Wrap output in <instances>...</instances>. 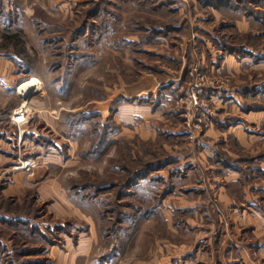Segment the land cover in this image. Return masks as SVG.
<instances>
[{
	"label": "rangeland",
	"instance_id": "obj_1",
	"mask_svg": "<svg viewBox=\"0 0 264 264\" xmlns=\"http://www.w3.org/2000/svg\"><path fill=\"white\" fill-rule=\"evenodd\" d=\"M205 1L0 0V60L20 72L0 95L3 126L20 131L0 169V213L28 216L54 242L0 226L11 248L0 264H48L52 247L77 243L93 264H264V95L244 92L264 83V60L216 46L264 55V35ZM32 79L27 97L14 91ZM22 103L19 129L8 116ZM103 127L112 136L93 149ZM169 156L178 162L160 176L173 192L151 195L157 212L124 219L136 201L122 191L128 179Z\"/></svg>",
	"mask_w": 264,
	"mask_h": 264
},
{
	"label": "trees",
	"instance_id": "obj_2",
	"mask_svg": "<svg viewBox=\"0 0 264 264\" xmlns=\"http://www.w3.org/2000/svg\"><path fill=\"white\" fill-rule=\"evenodd\" d=\"M204 4L210 7H214L221 14V16L223 15L231 16V18L234 19L233 21L241 20L242 18H244L248 21V23L252 26L253 29L254 26H258L259 33L249 34V37L259 39L262 35H264V31H262V28H264L263 27L264 0H206ZM235 26H236L235 23L228 22L221 27L228 29H235ZM168 29H173V28L172 27L167 28L166 30ZM83 32L84 31H82L81 34ZM216 46L218 48H221L225 53L236 55L239 58L251 57L256 62L264 60V55L255 54L254 52L245 48V46H241V45L234 46L226 43L225 44L219 43V45ZM244 92H248L255 97L264 95V83L257 84L252 87H247ZM258 107L260 109L263 108L264 110V107L257 106V108ZM104 129L105 127H103L102 131H104ZM101 133L103 134H98L99 138L96 141V144H94L93 149H95L96 146L98 147L99 145L100 146H102L103 144L105 145L107 139H109L112 136V134H104L105 131ZM177 162L178 159L176 157L169 156L166 160L164 161L162 160L161 162L147 163L143 166L142 169H139L136 172H134V174L128 179L127 183L125 184L126 187L125 190H122L123 193L127 192L128 196H131L136 200L135 204L131 205L132 212L128 214H124L126 216L124 219H126L127 221L130 220L132 221V218L135 215L138 214L150 215L153 212H157L156 206L152 205L153 203L152 200H154V198L151 197V195L155 196V198L158 200L157 202L159 201L161 202L162 200L167 198L173 192L174 189V185L172 184L171 180H165V183L161 184L162 182L161 179L164 178L160 176L161 175L160 171L165 169L167 166ZM234 168L236 169L237 167ZM256 171H257V175L258 174L264 175L263 169L260 171L258 168ZM160 185L161 187L164 185V188L162 190L153 191L154 187H158ZM150 186H153L152 189H150L151 188ZM2 188H3L2 185H0V190ZM98 189L101 190L100 188ZM126 189H128V191H126ZM153 192H155V194ZM0 226L5 227V229L14 230V231L16 230L20 232L28 231L30 235L33 236H36V234L39 235L40 238L44 239L45 242L49 244L54 243L52 239L51 230L47 228L46 229L47 231L44 232L40 228V226L36 224V222L33 224L32 221H30V219L26 215H13L12 213H5V214L0 213ZM10 249L8 248V245L6 243L0 242V259L2 258V256L6 255L4 251L10 252L9 251ZM44 251L45 250L43 248H36L30 250L24 249L18 254L15 252L14 255L25 257L27 255L42 254L44 253ZM42 261L43 259L29 260V262L25 264H38L41 263ZM10 262L14 263L13 261L9 260V263ZM15 264H17V262Z\"/></svg>",
	"mask_w": 264,
	"mask_h": 264
},
{
	"label": "crops",
	"instance_id": "obj_3",
	"mask_svg": "<svg viewBox=\"0 0 264 264\" xmlns=\"http://www.w3.org/2000/svg\"><path fill=\"white\" fill-rule=\"evenodd\" d=\"M229 57L234 59V57L231 55ZM225 59H224V63H225V61H227ZM10 66L11 65L8 61L0 60V95L1 96L3 95V98L7 95L6 93L8 92V91L4 90L3 86H6V89H11V87H13V83L16 82L15 81L16 78L15 79H14V77L12 78V75L14 76V75L20 74V72L19 73L17 72L18 71L17 69L15 70V68L13 69V68H11L12 66L11 67ZM17 77L20 78V75ZM34 78H36V77H34ZM14 84H18V83H14ZM38 85L39 84H38L37 79H32L31 81H29L27 83H23L20 86L18 85L19 87H17V89L14 91H17L20 95L27 97L29 92L36 90ZM158 85L160 86V84L158 83L156 88L158 87ZM15 86H17V85H15ZM140 91H141V93H145L143 90H140ZM149 92L151 93V92H153V90H151ZM141 93L139 94L138 92H136V93L132 94L131 97L132 98L138 97V96L142 95ZM2 100L3 99H1V101ZM115 100H116V97L114 99H111V101H109V103L107 105V108L110 107V105ZM1 101H0V109H4L5 107L2 108V106L5 105L6 102H1ZM105 110L106 109H104V111ZM4 119L7 120V118H3V116L2 117L0 116V169L9 163L6 161L10 160V155L12 154V152L7 149L8 148L7 146H10L13 143V147H19L18 142H17V144L14 145V141L16 139H17V141L19 140L17 135L20 133L17 130L16 131L17 134H13V135L10 134L7 131V129L3 126ZM14 128H15V126H14ZM24 134H30V132H27V129L24 130L23 132H21L22 138H23ZM25 143L26 142H23V144H25ZM37 169L40 170L39 172L45 171L44 175H46V171H47L48 167L42 166V167H39ZM37 169H34L33 172L38 171ZM252 216L255 217L256 219H261L260 217H257L255 214ZM260 222H262V219L260 220ZM261 226H262V223L260 224V227ZM70 248L71 249H69V250L70 251L72 250L73 252L64 253V252L60 251V249L58 247H56V246L52 247L50 250V254H49L50 259L48 261V264H93V261L88 259V253L90 250V246H87L86 244H83V243L82 244L77 243L75 246L73 245ZM261 250L263 251V249L260 248L259 251H261ZM197 253H198V251H197ZM241 254H242V260L241 261L244 260V262H245L246 260H245L244 253L241 252ZM110 262H111L110 260H108V261L105 260V261L99 262L98 264H111ZM241 263L246 264L243 262H241Z\"/></svg>",
	"mask_w": 264,
	"mask_h": 264
},
{
	"label": "built area",
	"instance_id": "obj_4",
	"mask_svg": "<svg viewBox=\"0 0 264 264\" xmlns=\"http://www.w3.org/2000/svg\"><path fill=\"white\" fill-rule=\"evenodd\" d=\"M195 105H198V103L196 102ZM210 112L211 111L209 109H206V111H204V113L206 114H209ZM8 117L11 123L16 124L19 127V129H21V127H23L28 123L29 107L27 106L26 103H22L19 107L11 111ZM34 164H35L34 162L27 160L22 163V166L25 168L27 167L29 168L32 167Z\"/></svg>",
	"mask_w": 264,
	"mask_h": 264
}]
</instances>
